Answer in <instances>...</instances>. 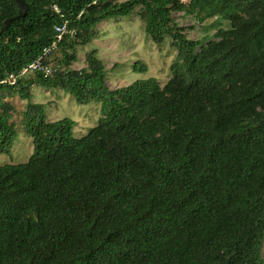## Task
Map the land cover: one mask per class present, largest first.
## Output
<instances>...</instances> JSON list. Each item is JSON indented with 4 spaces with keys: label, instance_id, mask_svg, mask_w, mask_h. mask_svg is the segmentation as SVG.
I'll list each match as a JSON object with an SVG mask.
<instances>
[{
    "label": "trees",
    "instance_id": "1",
    "mask_svg": "<svg viewBox=\"0 0 264 264\" xmlns=\"http://www.w3.org/2000/svg\"><path fill=\"white\" fill-rule=\"evenodd\" d=\"M22 1L20 15L0 0V79L56 45L41 59L52 75L0 83V153L16 137L15 95L33 147L0 165V264H264V0ZM174 12L214 18L215 38H187ZM131 14L176 48L164 85L110 89L96 49L70 67L98 23ZM33 85L99 101L98 123L75 137Z\"/></svg>",
    "mask_w": 264,
    "mask_h": 264
},
{
    "label": "rangeland",
    "instance_id": "2",
    "mask_svg": "<svg viewBox=\"0 0 264 264\" xmlns=\"http://www.w3.org/2000/svg\"><path fill=\"white\" fill-rule=\"evenodd\" d=\"M173 19L189 39H214L217 28L210 24L214 18L196 22L191 15L174 12ZM227 21H222V27H228ZM95 37L91 43L78 47L77 58L70 67L80 69L85 66V54L91 49L98 51V57L103 61L107 85L110 89L126 86L138 79L154 77L162 86L172 76L170 65L176 56V48L170 38L161 44H155L145 34L142 21L136 14L120 18H110L97 24L94 29ZM58 54V53H56ZM51 57V62H55ZM139 62L146 66L145 71H134L133 64ZM33 101L46 105L48 120L70 118L75 121L73 135L77 138L85 135L88 130L98 123L101 117L99 101L82 105L59 88H43L37 85L30 87ZM11 102L16 111L12 122L16 128V137L10 153H0V165L5 163L26 162L32 154V140L23 132L20 124V112L25 100L15 95ZM264 258V244L262 247Z\"/></svg>",
    "mask_w": 264,
    "mask_h": 264
},
{
    "label": "built area",
    "instance_id": "3",
    "mask_svg": "<svg viewBox=\"0 0 264 264\" xmlns=\"http://www.w3.org/2000/svg\"><path fill=\"white\" fill-rule=\"evenodd\" d=\"M180 1L185 3L188 0H180ZM53 8L55 11H58V9L55 5L53 6ZM65 30H66V23H62V24L55 27L57 40L61 39ZM55 45H56V42H52V44L50 46L44 48L41 56H39L37 59L28 63L19 72L9 73L6 77H4L3 79H0V83H7L9 85H14L17 83V80L19 78L32 75L35 72H41L44 74V76L52 75V66L50 64H44L41 59L43 56H47L48 53L55 47Z\"/></svg>",
    "mask_w": 264,
    "mask_h": 264
},
{
    "label": "water",
    "instance_id": "4",
    "mask_svg": "<svg viewBox=\"0 0 264 264\" xmlns=\"http://www.w3.org/2000/svg\"><path fill=\"white\" fill-rule=\"evenodd\" d=\"M18 4H19V11H20V15H22L25 11V6L22 0H17Z\"/></svg>",
    "mask_w": 264,
    "mask_h": 264
}]
</instances>
